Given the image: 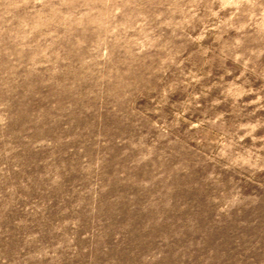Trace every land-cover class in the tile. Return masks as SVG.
Here are the masks:
<instances>
[{
	"label": "rangeland",
	"instance_id": "rangeland-1",
	"mask_svg": "<svg viewBox=\"0 0 264 264\" xmlns=\"http://www.w3.org/2000/svg\"><path fill=\"white\" fill-rule=\"evenodd\" d=\"M0 264H264V0H0Z\"/></svg>",
	"mask_w": 264,
	"mask_h": 264
}]
</instances>
